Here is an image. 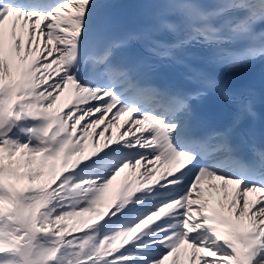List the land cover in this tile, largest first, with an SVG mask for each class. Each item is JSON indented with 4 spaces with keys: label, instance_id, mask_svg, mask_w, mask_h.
I'll list each match as a JSON object with an SVG mask.
<instances>
[{
    "label": "snow or ice",
    "instance_id": "6c2138e0",
    "mask_svg": "<svg viewBox=\"0 0 264 264\" xmlns=\"http://www.w3.org/2000/svg\"><path fill=\"white\" fill-rule=\"evenodd\" d=\"M0 264H264V0H0Z\"/></svg>",
    "mask_w": 264,
    "mask_h": 264
},
{
    "label": "bare ground",
    "instance_id": "6f19581e",
    "mask_svg": "<svg viewBox=\"0 0 264 264\" xmlns=\"http://www.w3.org/2000/svg\"><path fill=\"white\" fill-rule=\"evenodd\" d=\"M125 177H126V174H122L121 177H119V178L117 179V181L114 182V189H115V188H118V187L124 182ZM205 187H206V190H207V185H206ZM213 195H214V196L222 195V190H220L219 193H217L216 191H214V192H213ZM183 258H184V257H183V255H182V256H181V261H182V262L184 261Z\"/></svg>",
    "mask_w": 264,
    "mask_h": 264
},
{
    "label": "rangeland",
    "instance_id": "374dc122",
    "mask_svg": "<svg viewBox=\"0 0 264 264\" xmlns=\"http://www.w3.org/2000/svg\"><path fill=\"white\" fill-rule=\"evenodd\" d=\"M183 259H185V258H183Z\"/></svg>",
    "mask_w": 264,
    "mask_h": 264
}]
</instances>
